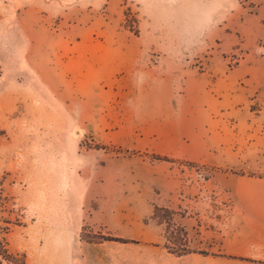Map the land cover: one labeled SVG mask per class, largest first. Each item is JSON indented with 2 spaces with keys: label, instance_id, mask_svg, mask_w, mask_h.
Listing matches in <instances>:
<instances>
[{
  "label": "rangeland",
  "instance_id": "1",
  "mask_svg": "<svg viewBox=\"0 0 264 264\" xmlns=\"http://www.w3.org/2000/svg\"><path fill=\"white\" fill-rule=\"evenodd\" d=\"M245 178L264 0H0V241L25 264H188L154 206L218 254Z\"/></svg>",
  "mask_w": 264,
  "mask_h": 264
},
{
  "label": "crops",
  "instance_id": "2",
  "mask_svg": "<svg viewBox=\"0 0 264 264\" xmlns=\"http://www.w3.org/2000/svg\"><path fill=\"white\" fill-rule=\"evenodd\" d=\"M198 78L201 90L206 82ZM191 86H196L194 81L187 80L186 90ZM230 192L232 212L219 244L223 256L190 254L188 264H264V180L241 179Z\"/></svg>",
  "mask_w": 264,
  "mask_h": 264
},
{
  "label": "trees",
  "instance_id": "3",
  "mask_svg": "<svg viewBox=\"0 0 264 264\" xmlns=\"http://www.w3.org/2000/svg\"><path fill=\"white\" fill-rule=\"evenodd\" d=\"M124 13V16L128 18L129 12ZM127 19L125 24L127 23ZM125 28L129 30L134 35L138 34L136 29H131L130 27L125 25ZM158 161L168 162L165 158L156 157ZM173 216L174 213L168 209L160 208L154 206L153 208V220L160 226L166 225L165 227V240L166 245L164 248L169 254H172L176 257H182L190 254H198L201 256H207L208 253L204 251H194L191 250L188 246V238L185 229L181 226H177L173 223ZM169 229H172V233H168ZM100 241H114L120 242L119 240L108 238V237H101L99 238ZM169 244V246H168ZM214 256H223L220 252L218 254H214ZM6 262L8 264H25L24 257L17 254H12L8 251L5 244L0 241V264Z\"/></svg>",
  "mask_w": 264,
  "mask_h": 264
}]
</instances>
